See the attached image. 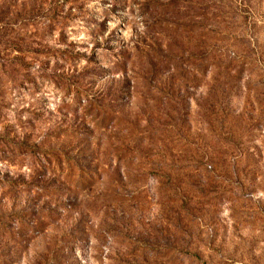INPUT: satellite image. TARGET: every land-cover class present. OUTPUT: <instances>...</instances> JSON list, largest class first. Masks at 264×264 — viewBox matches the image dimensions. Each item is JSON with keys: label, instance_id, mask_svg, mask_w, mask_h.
I'll list each match as a JSON object with an SVG mask.
<instances>
[{"label": "rangeland", "instance_id": "obj_1", "mask_svg": "<svg viewBox=\"0 0 264 264\" xmlns=\"http://www.w3.org/2000/svg\"><path fill=\"white\" fill-rule=\"evenodd\" d=\"M0 264H264V0H0Z\"/></svg>", "mask_w": 264, "mask_h": 264}]
</instances>
